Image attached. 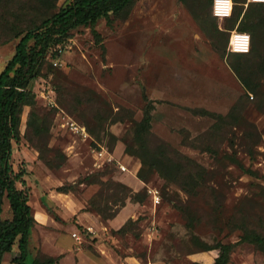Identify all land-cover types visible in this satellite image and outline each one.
I'll use <instances>...</instances> for the list:
<instances>
[{
    "label": "rangeland",
    "instance_id": "obj_1",
    "mask_svg": "<svg viewBox=\"0 0 264 264\" xmlns=\"http://www.w3.org/2000/svg\"><path fill=\"white\" fill-rule=\"evenodd\" d=\"M208 3L136 0L127 16L99 20L100 44L91 28L80 27L53 50L56 58L48 57L43 77L30 84L36 105L23 110L12 158L17 172H28L24 179L38 222L31 264L51 258L55 264H213L220 252L205 247L219 244H236L229 264H264V250L240 242L243 227L264 235V110L254 105L257 96L246 97L227 63L229 34L215 29L226 31L230 20L211 16ZM5 12L1 0L0 14ZM206 15L211 25L204 23ZM19 41L0 19V73ZM257 46L264 52V40ZM148 103L155 108L151 148L167 144L205 168L196 194L154 171L140 179L141 161L125 152L133 124L107 120L124 108L140 121ZM235 106L240 121L231 135L216 133L215 118L193 112L226 116ZM32 118L50 124L47 163L35 148L40 141ZM71 120L89 135L81 138L64 126ZM253 126L260 139L249 141L244 132ZM187 136L217 153L188 146ZM149 189L159 191L160 204ZM11 216L6 201L3 218ZM16 256L17 248L4 264Z\"/></svg>",
    "mask_w": 264,
    "mask_h": 264
},
{
    "label": "trees",
    "instance_id": "obj_2",
    "mask_svg": "<svg viewBox=\"0 0 264 264\" xmlns=\"http://www.w3.org/2000/svg\"><path fill=\"white\" fill-rule=\"evenodd\" d=\"M2 1L5 3L6 12L0 14V19L12 31L13 38H19L20 41L16 46L14 56L0 73V264H4L6 254L13 252L15 248L18 249V256L13 259V264H31L29 262L30 240L32 231L38 222L32 211L30 190L24 179L28 172L27 170L17 172L12 163L14 142L21 139L20 128L23 110L26 106L34 107L36 105V94L30 90V84L43 77L48 57L56 58L58 56L57 50L56 52L53 50L59 44L62 45L71 39L74 30L80 27L91 28L97 43L100 44L102 37L95 29L99 20L105 18L110 23L112 15L127 16L136 0H71L61 7L58 6L59 0ZM207 1L211 16L215 17L213 15V0ZM233 1L235 3L233 14L230 18L225 19L226 21L230 20V23L227 24L228 28L226 26V31H222L216 26L215 30L219 34H229L228 45L230 31L235 28L251 35L250 52H230L227 56V63L242 84L246 97L249 98L251 94L257 96L254 105L263 111L264 52L257 45L262 46L264 40V3H248L247 0ZM233 15L234 18H232ZM203 21L206 25H211L207 15ZM224 50L226 52V47ZM53 69L54 67H51L52 72L55 71ZM248 104L246 103L245 106L247 107ZM154 109V105L148 103L140 121H134L133 113L124 108L108 116L107 120L112 123L130 120L133 124L132 142L125 144V152L136 156L141 161L142 166L138 172L140 179L144 180L150 171H154L168 182L180 187L188 194L194 195L196 189L203 186L206 170L196 161L172 149L167 144L162 143L155 149L151 148L150 137L153 134L152 112ZM193 112L197 115L215 118L216 133L227 130L231 135L240 121L238 106L232 108L226 116L205 109H196ZM99 117L101 116L97 117L98 121L104 120ZM30 125L33 126L35 137L40 141L35 146L39 151V158L47 163L46 153L50 151L48 146L50 124L44 121L40 123L32 118ZM111 137L115 138L113 135ZM244 137L249 141L260 139L256 126L248 127L244 132ZM186 144L203 152L217 153L210 145L200 146L196 144L195 140H190L188 136ZM229 160L239 164L233 155L229 156ZM18 183H21L23 188H20ZM71 187H62L59 191L66 193L70 191ZM6 201L9 203L12 213V216L7 219L3 218ZM242 230L244 234L240 242L251 243L264 250V235L249 231L244 227ZM235 245L206 246L205 250H219L220 254L213 264H229ZM56 261L51 258L44 264H55ZM33 264L40 263L34 261Z\"/></svg>",
    "mask_w": 264,
    "mask_h": 264
},
{
    "label": "built area",
    "instance_id": "obj_3",
    "mask_svg": "<svg viewBox=\"0 0 264 264\" xmlns=\"http://www.w3.org/2000/svg\"><path fill=\"white\" fill-rule=\"evenodd\" d=\"M248 3H264V0H247ZM235 3L233 0H213V15L221 21L230 18L234 11ZM229 51L234 53H248L251 50L252 38L247 32L239 31L234 29L230 31L229 38ZM64 126H68L70 130L77 136L86 138L89 134L85 126L71 120L68 121ZM102 156L101 152H97ZM107 159V158H106ZM107 161V160H106ZM109 161L111 159L109 158ZM122 171H126L125 166H121ZM148 193L152 195L154 203L160 204L161 196L157 189H149ZM75 237L79 239L80 237L75 234Z\"/></svg>",
    "mask_w": 264,
    "mask_h": 264
}]
</instances>
